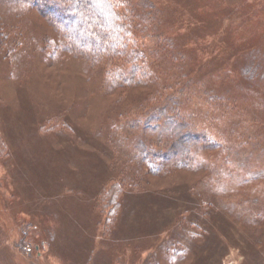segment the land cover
I'll use <instances>...</instances> for the list:
<instances>
[{
	"label": "rangeland",
	"instance_id": "rangeland-1",
	"mask_svg": "<svg viewBox=\"0 0 264 264\" xmlns=\"http://www.w3.org/2000/svg\"><path fill=\"white\" fill-rule=\"evenodd\" d=\"M150 1L108 66L0 0V264H264V0Z\"/></svg>",
	"mask_w": 264,
	"mask_h": 264
},
{
	"label": "trees",
	"instance_id": "trees-1",
	"mask_svg": "<svg viewBox=\"0 0 264 264\" xmlns=\"http://www.w3.org/2000/svg\"><path fill=\"white\" fill-rule=\"evenodd\" d=\"M15 1L19 4H23L24 6L30 5L31 7L37 9L47 18L52 26L57 29L59 34L62 33L66 37V40L70 42L73 48L78 49L80 53H88L90 60H104L108 66L115 62V57L118 53L121 55L129 53V51H127V48L129 47L128 43L130 42L133 44L136 42L137 38L144 39L154 37V43L158 44V46L165 45L170 49L173 47L170 39L164 37L161 32L155 31L153 27L143 18L144 15L146 16V14L139 12L137 10V6L132 2V0H123L122 3H120V0ZM141 1V5L145 9L144 11L148 10V15L150 16V12L152 13L154 10L153 2L150 0ZM123 6L126 10L121 9ZM138 45L139 44L137 43V47L131 53L127 54L129 56H126V58L129 57V59H131L135 56L138 62V59L144 58V54L147 55L149 51L152 55H155V47L148 49L144 43V45L140 46L143 50L140 52L138 50ZM137 62L135 64H137ZM145 62H147V60ZM135 64H132V71H136L138 69ZM115 67L118 71V66L115 65ZM257 67V62H252L250 65H246V67L242 70V73L250 77H255L257 75ZM112 71L113 70H110V72ZM204 86L205 84L198 85L197 88L194 89L196 91L195 93H201V95L204 94ZM207 97L209 100L207 102L217 107H221V104L226 103V100H224V95H217L212 91L207 94ZM181 103V100L175 101V105L170 111V113L174 114H170V116H175L176 121L173 119L175 123V129H177L176 127H179L180 129H183L184 126L191 127L189 126V123H185V120L183 119L187 118L189 115L186 112V115L183 114L181 110L182 108L180 107ZM166 109L168 110V107H162L163 112L160 114V116H163L167 113L169 114ZM206 116L209 118L210 114H206ZM175 129L172 128V131L170 132L176 134L177 131ZM188 132H191L188 133V135H194V140L197 142L198 134L191 130V128ZM179 134L180 132L178 133V141L175 142V145L173 148H171V151L174 150L176 152L178 151V147H182L184 145V136H180ZM0 149L2 152L6 153V143L2 137H0ZM170 155L171 154L169 152H163L161 155H157L160 156L157 158L163 160V157H172ZM119 188L121 189V185ZM116 189L117 186H113L110 189L104 190L100 193L98 198L99 209L100 203L102 201L101 199L105 196L112 200L114 197L113 193ZM110 200H108V203H113ZM106 222L111 224L113 222V217L108 216L106 218Z\"/></svg>",
	"mask_w": 264,
	"mask_h": 264
}]
</instances>
